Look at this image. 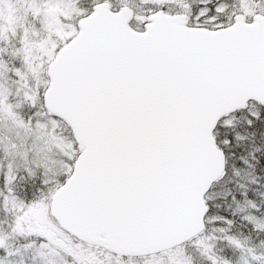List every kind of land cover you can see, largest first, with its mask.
Here are the masks:
<instances>
[{
	"label": "snow or ice",
	"instance_id": "obj_1",
	"mask_svg": "<svg viewBox=\"0 0 264 264\" xmlns=\"http://www.w3.org/2000/svg\"><path fill=\"white\" fill-rule=\"evenodd\" d=\"M0 264H264V0H0Z\"/></svg>",
	"mask_w": 264,
	"mask_h": 264
}]
</instances>
